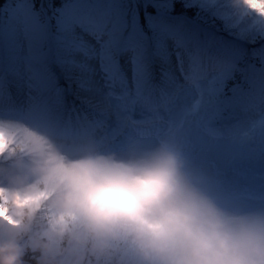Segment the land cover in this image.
I'll return each mask as SVG.
<instances>
[{"label":"snow or ice","instance_id":"snow-or-ice-1","mask_svg":"<svg viewBox=\"0 0 264 264\" xmlns=\"http://www.w3.org/2000/svg\"><path fill=\"white\" fill-rule=\"evenodd\" d=\"M197 6L2 0L0 86L33 104L45 124L74 114V130L86 135L178 113L183 137L239 174L251 153L227 132L253 115L264 122V53L220 38L187 11Z\"/></svg>","mask_w":264,"mask_h":264},{"label":"clouds","instance_id":"clouds-1","mask_svg":"<svg viewBox=\"0 0 264 264\" xmlns=\"http://www.w3.org/2000/svg\"><path fill=\"white\" fill-rule=\"evenodd\" d=\"M0 173V264H264V206L218 195L168 135L0 121Z\"/></svg>","mask_w":264,"mask_h":264},{"label":"rangeland","instance_id":"rangeland-1","mask_svg":"<svg viewBox=\"0 0 264 264\" xmlns=\"http://www.w3.org/2000/svg\"><path fill=\"white\" fill-rule=\"evenodd\" d=\"M182 1L184 2V0ZM196 8L211 12L212 17H218L221 22L227 25V29L221 30L215 27L214 23H216V21L214 20L205 24L226 42L243 45L249 50L254 49L258 54L264 53V47H262L264 46V16L250 9L243 3V0H198V6ZM0 94L3 97L9 96L14 101L23 98L16 95L14 92L10 93L4 86H0ZM32 105L33 104L29 103L25 106L32 107ZM163 118L169 119V123L172 126L170 127L163 123ZM163 118L148 123H127L119 129L109 131V133L106 132L107 134L104 131H97L94 138L105 142L110 147L119 148L138 138L151 139L159 137L160 135H165V128L168 127L167 130L170 132L169 136L181 145L188 157L204 156L197 148L190 144L178 130L177 124L180 119L178 113H173L171 116L166 115ZM0 121H15L29 124V120L23 122L21 118L15 116H0ZM46 126L52 127L54 125L46 124ZM70 126L66 125L65 127L69 128ZM61 130L63 129H60V131ZM227 135L232 140L243 142L247 145L252 157L251 162L245 166L248 170L244 169L239 176L235 172L218 169L211 160L205 157L204 165L212 166V174L205 175L207 181L213 190L221 197L227 198L245 207L264 206V199L258 196L255 190L245 186L249 180L245 175L248 171L256 178L264 179V162H262V156H264V122L253 115L244 120L243 123L238 125L235 129L229 130ZM217 171H219L220 174L216 175L217 178L215 179L213 178V174L215 175ZM0 177H2V173H0ZM241 184H244V186H242L243 191L238 192L237 188H239ZM9 219H11V214L9 215Z\"/></svg>","mask_w":264,"mask_h":264},{"label":"bare ground","instance_id":"bare-ground-1","mask_svg":"<svg viewBox=\"0 0 264 264\" xmlns=\"http://www.w3.org/2000/svg\"><path fill=\"white\" fill-rule=\"evenodd\" d=\"M6 90L8 91L7 88H6ZM28 104H29V102L27 100H25L24 98H20V99L14 101L9 96L8 97H3L0 94V116L1 117H12V116H15V117L21 118L23 120V122L26 121V120H29V125L46 126V124L44 122H42L37 117L35 106L32 105V107H26L25 105H28ZM16 123H18V122H16ZM163 123L167 124L170 127L172 126L169 123V119L163 118ZM242 123L243 122L233 126L229 130L235 129L238 125H240ZM66 125L70 126V127L69 128L65 127ZM75 127H76V125L74 123V115H73V119L71 121L68 120V118L65 116V118L58 125L54 124V126H52V129L54 131H60V129H63V130H61V132L68 133V132L72 131V128L75 129ZM64 128H65V131H64ZM167 128H165V131H166L165 135L169 136L170 132L167 130ZM96 133L94 135H86V134H83V133H81V134L84 135V136L94 137V136H96ZM188 159H189L191 165L196 170H198L200 173H202L204 176L206 174L207 175L208 174H212V166L211 165H204V162H205V159H206L205 156H193V157H188ZM244 169L248 170V168H245V167H244ZM243 170H242V172H243ZM241 173H239L238 175L240 176ZM218 174H220L219 171H217L215 173V175L213 174V178L216 179L217 178L216 175H218ZM245 175L249 178L248 183H246L245 186H247L248 188H250L252 190H255L257 195L260 196L262 199H264V179L256 178L254 175L250 174L249 171L247 173H245ZM242 186H244V184H241V186H239V188H237L238 192H242L243 191L242 190L243 189Z\"/></svg>","mask_w":264,"mask_h":264},{"label":"trees","instance_id":"trees-1","mask_svg":"<svg viewBox=\"0 0 264 264\" xmlns=\"http://www.w3.org/2000/svg\"><path fill=\"white\" fill-rule=\"evenodd\" d=\"M0 2H2V0H0ZM180 2L183 4L184 2L182 0H180ZM187 11H189L190 13H192L193 15H196L197 18L202 21L204 24L209 23V21H216L215 27L217 29H221V30H225L227 29V25L223 22H221L219 20L218 17H212L211 12H206L203 10H200L199 8L193 7V8H189Z\"/></svg>","mask_w":264,"mask_h":264}]
</instances>
